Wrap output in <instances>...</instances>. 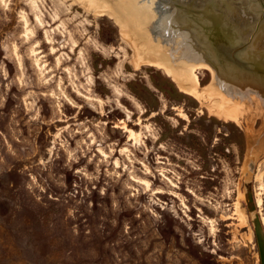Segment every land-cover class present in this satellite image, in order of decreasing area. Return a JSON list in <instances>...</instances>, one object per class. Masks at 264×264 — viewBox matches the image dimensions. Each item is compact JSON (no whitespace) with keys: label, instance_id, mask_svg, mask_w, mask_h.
<instances>
[{"label":"rangeland","instance_id":"obj_1","mask_svg":"<svg viewBox=\"0 0 264 264\" xmlns=\"http://www.w3.org/2000/svg\"><path fill=\"white\" fill-rule=\"evenodd\" d=\"M101 1L150 15L148 0ZM198 4L249 29L262 14L257 0ZM85 9L0 0V264H260L241 194L251 138L264 216V101L243 99L239 125L217 119L146 63L191 60L179 36L159 46L134 18L124 36ZM197 74L222 95L207 70Z\"/></svg>","mask_w":264,"mask_h":264},{"label":"bare ground","instance_id":"obj_2","mask_svg":"<svg viewBox=\"0 0 264 264\" xmlns=\"http://www.w3.org/2000/svg\"><path fill=\"white\" fill-rule=\"evenodd\" d=\"M79 1L86 8L85 10H88L89 12L91 11L99 16L106 15L112 19L115 25L119 28L121 34L124 36L126 35L127 29L126 24L123 21L124 18L128 20L130 18H134L139 27H145L149 33L152 32L155 36H159L160 38L156 40V44L159 46L162 45V41L171 43L176 40L177 36H179L180 40H178V43L180 44L179 47L182 48L180 54L184 57H189L188 59L191 60L179 58L172 59L166 55H158L157 53L155 60H148L146 63L164 71L168 77L178 83L177 85H179L187 94L192 96V98L194 97V99L208 102L206 106L208 109L207 111H209L210 114L215 116L217 119L226 122H234L239 125L240 109L245 108L242 101L245 98H249L250 93H254V95H256L255 97L257 99V103L263 106L264 86L261 84L264 83V75L259 74L260 80H258V77L256 78L246 75L247 79H245L243 78V75L238 78V74H234L233 80L229 82L228 80L230 77L226 74H222L214 68L205 60L203 55H196L193 53L196 50H194L192 46V40L190 42L187 31L181 28L182 25L186 26L184 19H182L183 17L180 14H176L177 10L175 11L171 9V0L145 1V3L147 2V6L150 8V15L144 14L143 16L140 15V11L137 9L138 3H135V1H132V3L127 5V12L124 9L125 7L121 5L120 13L116 12L113 8L108 7L101 0H78V2ZM182 45H187L188 47L185 46L186 48H183ZM251 51L258 55H264V30L260 31L258 37L255 39L251 47ZM191 53L194 56H192ZM140 63L142 62L137 60L138 66ZM200 69H205L211 74L213 80L216 81L217 86L221 89L222 95L214 99L213 94L206 87L201 86L197 74V71ZM183 74L188 77V86H182L181 84L182 80H180V76ZM259 194L260 193H256V197H254L257 208L261 205V198ZM260 220L264 228L263 215L260 216Z\"/></svg>","mask_w":264,"mask_h":264},{"label":"water","instance_id":"obj_3","mask_svg":"<svg viewBox=\"0 0 264 264\" xmlns=\"http://www.w3.org/2000/svg\"><path fill=\"white\" fill-rule=\"evenodd\" d=\"M188 1H191V3L188 4V2L178 6L176 14H180L184 19L186 26H181L183 30L189 31L191 29L195 32L196 39L191 38L194 50L201 53L205 60L222 74L229 76V82L233 80L234 74H238V78L243 75L245 79H247V76H252L258 77L257 79L260 80V75H264V55L255 54L251 51V47L260 31L264 30V0H257L262 8V14L256 21L255 26L251 25L250 29L247 24L241 26L236 24V21L232 18V20L227 21L226 15L218 12L222 10L219 5L196 7L199 6V0ZM227 13L229 14V12ZM251 30L253 31L251 32ZM246 37H248L247 40ZM206 41L210 46V50L214 51L213 54L207 50L208 48H205ZM261 85L264 86V83ZM257 144L258 142L252 141L251 138L248 139L242 171L243 188L241 198L245 203L254 232L260 264H264V228L252 191V180L260 154L259 144Z\"/></svg>","mask_w":264,"mask_h":264}]
</instances>
